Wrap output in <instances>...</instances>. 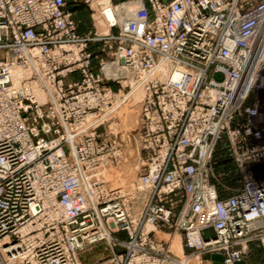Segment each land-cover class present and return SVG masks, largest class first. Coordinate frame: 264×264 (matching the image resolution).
Instances as JSON below:
<instances>
[{
	"label": "built area",
	"instance_id": "built-area-1",
	"mask_svg": "<svg viewBox=\"0 0 264 264\" xmlns=\"http://www.w3.org/2000/svg\"><path fill=\"white\" fill-rule=\"evenodd\" d=\"M127 1L132 16L110 0L106 31L80 33L64 0H0V264H83L99 244L96 264H237L264 249V120L246 106L264 0ZM17 66L30 70L18 84ZM41 79L45 103L28 86ZM134 87L127 180L113 108Z\"/></svg>",
	"mask_w": 264,
	"mask_h": 264
},
{
	"label": "rangeland",
	"instance_id": "rangeland-1",
	"mask_svg": "<svg viewBox=\"0 0 264 264\" xmlns=\"http://www.w3.org/2000/svg\"><path fill=\"white\" fill-rule=\"evenodd\" d=\"M65 1V8L71 14V17L79 24V32L80 33H86L88 31H94L95 29L100 33L105 32L98 28L97 25H103L102 20L100 19L102 13L109 12L107 9L112 5L110 3V0H64ZM125 4L128 2L127 0H123ZM129 5V4H127ZM103 8V9H102ZM114 8V7H113ZM123 9L122 5L118 7L116 10ZM99 12V13H98ZM110 13V12H109ZM120 15V12H119ZM96 17V19H95ZM119 19V16H118ZM25 73V76H28V72L26 69H22ZM33 92L36 94V88L40 89L39 83L35 82L32 84ZM260 101L264 104V95L259 92H253L251 93L250 97L248 98L246 102V106H253L254 104H259ZM125 106V105H124ZM129 107V106H128ZM127 109V106L122 109V112ZM138 102L135 103V105L131 108H129V116L127 118V128L130 130L128 135L131 136L125 139L126 142L124 143V149L126 151V162L123 167V173L122 176H124L127 180L132 179L136 173L139 171V164L140 161L138 159V147H139V140L137 136V130H136V120L138 116ZM264 110V109H263ZM119 113V112H118ZM120 115V114H118ZM133 122V124H132ZM131 123V125H130ZM119 127V125H118ZM103 128L101 127L99 132H102ZM118 131H116V134ZM122 136V133H119ZM120 136V135H118ZM120 138V137H119ZM130 145L132 146V156H128L130 154ZM223 147V144H222ZM129 151V153H128ZM224 158L222 155H220V151L215 156V166L216 170L218 171H226L228 173L232 170V163L230 161L223 160ZM230 181H226L227 184H229L231 187H238L240 185V181L238 178H230L227 179ZM208 235V234H205ZM256 247L259 249L258 254L253 253V248ZM106 251L104 250V246L102 244L95 245V246H89L84 248L81 253V261L83 264H96L101 262L106 257ZM244 264H264V249L259 246V244H251L249 245L248 253L245 256Z\"/></svg>",
	"mask_w": 264,
	"mask_h": 264
},
{
	"label": "bare ground",
	"instance_id": "bare-ground-1",
	"mask_svg": "<svg viewBox=\"0 0 264 264\" xmlns=\"http://www.w3.org/2000/svg\"><path fill=\"white\" fill-rule=\"evenodd\" d=\"M123 6L124 5H122V7ZM134 10H135V5H133V4L125 5L123 7V11L120 12L119 20L122 22L124 19L132 16V13H133ZM124 13H125V15L123 17L122 14H124ZM105 16L108 19H111L112 18V14L109 13V12L102 13L100 19L102 20L103 25H97L98 28L100 30H102V31H106V29H107L106 26H105V24H106V21H105V18H104ZM95 19H96V17H95ZM22 69H24V68H20L18 66L17 67H14L12 69L13 70L12 71V73H13V80H14V83H16V84L19 83V80L18 79H20L21 77L22 78H25L24 77L25 76V73L23 72ZM29 72H30V70H29ZM261 73L259 75V78H257L256 82L253 84V90H254L255 93L256 92H259V93H262V95H264V71H262ZM35 82L36 83L37 82L39 83L41 90L36 88V94L34 92L33 93H34L35 97L37 98V101L38 102L45 103L46 101H48V98L46 97L47 96L45 94L46 92L42 89V86H43V88H44V86L45 87H48L47 85L49 84V82H47L45 79H41V80H30V81H28V86H29V88H30L31 91H33L32 84L35 83ZM142 96H143V91H142L141 87H134L128 94L125 93L124 94V98L119 99L116 102V104H115V106L113 108V110H115V111L118 110V112L120 114L119 115V121H118L119 130H118L117 135H120L118 137H120V139L122 141H124V142H126L125 139L129 136L128 133L130 131L127 128L128 127L127 124H125L126 121H127L128 116L130 115L129 112H128L129 111V108L133 107L135 105V103H137L138 100H140L142 98ZM260 103H262V105H261V109L262 110L259 109V112H258V115H257L258 117L257 118H258V120L260 121V124H261L262 120H264V110H263L264 109V104H263L262 101H260ZM126 106H127V109H125L122 112V109L124 107H126ZM132 124H133V122H132ZM130 125H131V123H130ZM123 131L125 132V135L122 138L121 134H119V133L124 134ZM129 137H131V136H129ZM131 149H132V146L130 145V152L132 154ZM172 247H173V250H174V252L176 254L182 255V247H181V244H180V235L176 234V235H174L172 237Z\"/></svg>",
	"mask_w": 264,
	"mask_h": 264
},
{
	"label": "water",
	"instance_id": "water-1",
	"mask_svg": "<svg viewBox=\"0 0 264 264\" xmlns=\"http://www.w3.org/2000/svg\"><path fill=\"white\" fill-rule=\"evenodd\" d=\"M204 259L205 260L212 259L214 261H221L222 260V258L220 256H217V255H213V256L206 255V256H204ZM237 264H244V262L241 261V262H238Z\"/></svg>",
	"mask_w": 264,
	"mask_h": 264
},
{
	"label": "crops",
	"instance_id": "crops-1",
	"mask_svg": "<svg viewBox=\"0 0 264 264\" xmlns=\"http://www.w3.org/2000/svg\"><path fill=\"white\" fill-rule=\"evenodd\" d=\"M122 15H123V17H124L125 13H124V14H122ZM125 124H127V121H126V123H125ZM123 132H124V131H123ZM124 135H125V132H124V134H122V138L124 137ZM258 250H259V249H257L256 247H254L252 252H253V253H257V254H258V252H259Z\"/></svg>",
	"mask_w": 264,
	"mask_h": 264
}]
</instances>
